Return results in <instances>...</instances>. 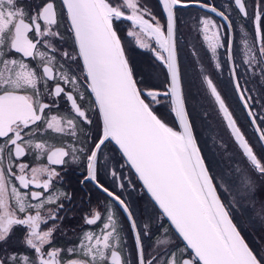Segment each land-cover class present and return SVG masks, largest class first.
Masks as SVG:
<instances>
[{
    "label": "snow or ice",
    "instance_id": "6c2138e0",
    "mask_svg": "<svg viewBox=\"0 0 264 264\" xmlns=\"http://www.w3.org/2000/svg\"><path fill=\"white\" fill-rule=\"evenodd\" d=\"M182 55L211 112L190 104ZM225 71L245 125L220 90ZM253 81L264 86V0H0V264H264V234L250 240L235 218L264 181ZM211 113L234 149L227 173L196 134ZM69 165L102 196L76 227L64 226ZM137 186L153 217L124 195Z\"/></svg>",
    "mask_w": 264,
    "mask_h": 264
},
{
    "label": "flooded vegetation",
    "instance_id": "af4514ba",
    "mask_svg": "<svg viewBox=\"0 0 264 264\" xmlns=\"http://www.w3.org/2000/svg\"><path fill=\"white\" fill-rule=\"evenodd\" d=\"M148 2L153 5L155 4V0H148ZM214 2L219 6H224L227 3V0H214ZM193 9L194 10L192 12H189L188 14L182 13L181 16V20H182L181 31L184 33L185 39H191V36L189 35V31H188V25L191 24V18L200 13L199 9L197 8H193ZM239 38L240 36L238 30L237 41H239ZM239 46H240L239 43H237V48H239ZM129 52H132L134 55L135 54L145 55L150 58V53L144 50L132 48L129 50ZM205 64H207V61H205ZM152 70L154 72L150 71L151 75H155V73L158 71L157 68H153ZM216 79L219 81V87L222 93L223 91H226L228 89L233 90L227 71H225L222 76L218 75ZM197 81L198 79L196 78L195 83H197ZM247 86L254 90L257 99L264 98V86H261L259 82L253 81ZM234 97L236 98V101L239 103L238 98L235 95V92H234ZM229 100L231 101L230 98ZM227 102L230 103L228 100ZM236 116L239 122L241 123V125H245L246 115L244 117L245 119L237 114ZM214 117L216 118L215 115ZM210 127L212 129V133L209 135V137L208 136L203 137V141L200 138V136L197 133L196 134L201 141V147L204 149V155L209 160H211L214 170L217 172L227 173L229 169L236 167V164L234 163L235 158L233 156L234 149L232 148L228 140L227 134L221 128L219 121H216L215 123L214 122L211 123ZM245 130L251 135L252 130L250 128H245ZM221 140H223L225 144H228L227 150L220 144ZM81 175L82 173L78 166L76 165L67 166L64 188L69 193L72 194L73 199L71 204H67L66 207L71 209V211L68 212V216L75 218L65 220L64 221L65 227H76L80 225L82 223L81 215L83 211L88 207L89 199L91 200L92 204H95L99 199L102 198L101 194L97 192L95 189H93L91 185L82 186L79 184V178L81 177ZM105 182L107 183V181ZM257 184H258V190L256 193L255 207H253V205L246 200H239V206L235 210L236 222L242 229L243 234L246 235L250 240L256 239L253 233L257 227H258L257 229H260L262 227V229L264 230V210L261 209V205L264 204V181L257 180ZM124 195L128 197L129 200L132 202L133 209L134 211L137 212L141 220L154 216V211L152 209L151 204L148 203L145 199L141 198L139 186H137V190L135 191L129 189L126 193H124ZM69 235H71V233H69Z\"/></svg>",
    "mask_w": 264,
    "mask_h": 264
},
{
    "label": "rangeland",
    "instance_id": "374dc122",
    "mask_svg": "<svg viewBox=\"0 0 264 264\" xmlns=\"http://www.w3.org/2000/svg\"><path fill=\"white\" fill-rule=\"evenodd\" d=\"M193 10H194L193 8L186 9V10H183V13L188 14L189 12H192ZM129 55L132 58V60L135 62L138 71H140L141 73L145 75H148L150 71L154 72L152 70L154 67L151 66V59L149 57L145 55H137V54L133 55L132 52H129ZM182 64L187 65L186 92L189 96L190 104L192 106H196L198 110H201L199 106L203 105L204 109H207L211 112V109L208 108L207 103H205L204 99L202 98L201 93L198 91V89H200V86H199L200 83H199V79L197 76L198 70L195 69L194 66H192L190 57L189 56L187 57V55L186 56L182 55ZM196 78L198 79L197 83L199 87L197 86V83H195ZM223 93L226 94L227 98L229 97L231 99V101L229 100V98L227 100L230 102L229 103L230 106L236 108V114L244 118L245 114L242 108L237 107L239 103L236 101V98L234 97L233 90L228 89L226 91H223ZM214 115L215 113H211L209 117L202 118L196 121V133L200 136L202 141H203V137L205 136L209 137V135L212 133L210 124L218 121V119H216ZM203 145H204V142H203ZM257 228L254 230V233H253L255 238H257L259 235L264 234V231H262L263 230L262 227L260 229H257Z\"/></svg>",
    "mask_w": 264,
    "mask_h": 264
},
{
    "label": "trees",
    "instance_id": "16d2710c",
    "mask_svg": "<svg viewBox=\"0 0 264 264\" xmlns=\"http://www.w3.org/2000/svg\"><path fill=\"white\" fill-rule=\"evenodd\" d=\"M134 55V54H133ZM148 75H151V73H149Z\"/></svg>",
    "mask_w": 264,
    "mask_h": 264
},
{
    "label": "water",
    "instance_id": "95a60500",
    "mask_svg": "<svg viewBox=\"0 0 264 264\" xmlns=\"http://www.w3.org/2000/svg\"><path fill=\"white\" fill-rule=\"evenodd\" d=\"M237 97V96H236ZM246 115V114H245Z\"/></svg>",
    "mask_w": 264,
    "mask_h": 264
}]
</instances>
